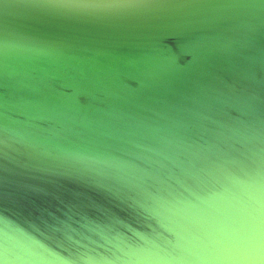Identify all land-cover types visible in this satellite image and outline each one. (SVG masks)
I'll use <instances>...</instances> for the list:
<instances>
[{
  "label": "water",
  "instance_id": "1",
  "mask_svg": "<svg viewBox=\"0 0 264 264\" xmlns=\"http://www.w3.org/2000/svg\"><path fill=\"white\" fill-rule=\"evenodd\" d=\"M0 264H264V0H0Z\"/></svg>",
  "mask_w": 264,
  "mask_h": 264
}]
</instances>
